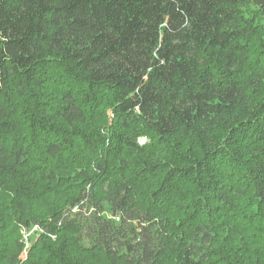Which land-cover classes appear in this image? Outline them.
Returning a JSON list of instances; mask_svg holds the SVG:
<instances>
[{
    "label": "trees",
    "instance_id": "1",
    "mask_svg": "<svg viewBox=\"0 0 264 264\" xmlns=\"http://www.w3.org/2000/svg\"><path fill=\"white\" fill-rule=\"evenodd\" d=\"M244 6L0 0V264H264Z\"/></svg>",
    "mask_w": 264,
    "mask_h": 264
},
{
    "label": "rangeland",
    "instance_id": "2",
    "mask_svg": "<svg viewBox=\"0 0 264 264\" xmlns=\"http://www.w3.org/2000/svg\"><path fill=\"white\" fill-rule=\"evenodd\" d=\"M241 11L245 17L252 19L254 24L258 27L259 31L263 34L262 31L264 30V18H261L259 16V14L257 12V8L255 6H244L241 8ZM144 141H146V137H143L140 139L141 143H144ZM84 211H85V209H84ZM91 212H93L92 208H90L89 211L87 213H84V214L89 215V213H91ZM104 215L107 217L110 216L107 208L104 211ZM88 241L89 240L87 238L84 239V243H88Z\"/></svg>",
    "mask_w": 264,
    "mask_h": 264
}]
</instances>
